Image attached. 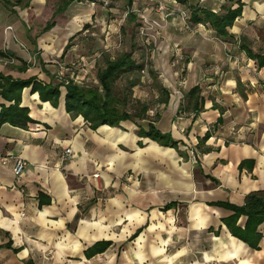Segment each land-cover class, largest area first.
<instances>
[{
    "label": "crops",
    "instance_id": "0c3cea01",
    "mask_svg": "<svg viewBox=\"0 0 264 264\" xmlns=\"http://www.w3.org/2000/svg\"><path fill=\"white\" fill-rule=\"evenodd\" d=\"M9 1L11 7L0 0V51L14 57L0 58V72L98 87L105 96L99 69L128 51L99 67L97 58H81L95 69L97 85L59 65L73 57L77 36L90 32L98 3L74 0L56 13L60 0ZM186 1L180 2L185 8L218 13L238 6L236 0ZM241 1L231 40L217 37L210 24L190 27L172 17L162 48L170 54L179 47L186 77L175 81L166 65L170 83L168 95L163 88L156 94L159 109L124 104L135 117L94 129L66 110L64 93L54 106L23 90L22 105L35 122L0 124V264H264V222L253 248L225 223L234 211L219 205L241 206L249 193L264 189V67L239 47L264 51V0ZM50 2L56 6L43 28L31 30L30 18H43ZM48 22L54 25L46 30ZM132 25L127 21L123 31ZM196 86L200 91L189 93ZM116 93L127 101L126 93ZM150 123L176 145L140 136ZM18 158L27 162L20 175ZM246 220L242 215L237 224Z\"/></svg>",
    "mask_w": 264,
    "mask_h": 264
},
{
    "label": "trees",
    "instance_id": "16d2710c",
    "mask_svg": "<svg viewBox=\"0 0 264 264\" xmlns=\"http://www.w3.org/2000/svg\"><path fill=\"white\" fill-rule=\"evenodd\" d=\"M74 0H60V4L56 9V13L63 12L69 4ZM80 1V0H79ZM181 3H186V0H176ZM233 1V0H230ZM6 6H12L13 3L9 0H4ZM237 7L231 5L225 8L224 13H218L211 9L202 6H188L189 24H210L215 30L217 37L222 40H231L233 35L230 33L229 28L233 26L237 17L242 14L244 3L241 0H236ZM24 0H17L16 4H23ZM128 23H133L131 45L132 49L128 52L119 54L114 60H107L106 66L98 71V79L105 91V96L99 91L98 87L80 86L75 83L69 82H43L37 77H30L27 79L15 78L12 75H6L0 72V124L10 123L12 125L25 127L29 122H35L30 116V109L22 105V93L27 87L31 91L39 93L42 101L51 102L54 106H58L60 98L64 93L66 110L72 116L82 115L84 119L90 123L92 128H97L101 125L108 124L117 126L122 121L132 119L135 115L125 110L126 101L121 99L115 91L116 80L126 72L141 71V66L134 58V48L136 47V31L137 15L132 10L131 1L128 0V13L126 15ZM54 25V22H48L45 29H49ZM240 49L244 50L246 54L255 60L259 68L264 67V51L255 52L246 44H241ZM14 57L11 53L0 51V58ZM27 65L21 67V70L26 69ZM65 89H62V87ZM200 86H196L189 93L192 95L200 91ZM168 95L166 89H162ZM147 109V108H146ZM143 110V112L146 111ZM139 116V115H138ZM144 118V115L139 116ZM140 136L149 137L152 140L158 141L164 146H174L176 143L172 140L171 136L162 133L153 124L150 123L148 130L140 128L138 131ZM219 205L230 208L234 214L224 219L228 225L231 233L247 242L253 248H258L262 237L259 231V226L264 222V189L256 190L246 196L245 202L241 206L233 205L230 203H219ZM247 217L245 225L242 227L237 224L240 216ZM101 245H108L107 242L96 243L94 246L100 247Z\"/></svg>",
    "mask_w": 264,
    "mask_h": 264
},
{
    "label": "rangeland",
    "instance_id": "374dc122",
    "mask_svg": "<svg viewBox=\"0 0 264 264\" xmlns=\"http://www.w3.org/2000/svg\"><path fill=\"white\" fill-rule=\"evenodd\" d=\"M133 1L132 10L138 17L135 27L137 44L135 59L142 68L141 71L138 69L123 75L117 80L115 90L120 95L122 93L127 94L125 104L128 109L138 108L142 104L159 109L161 105H157L156 94L161 92L162 88L166 89L167 84L170 83L167 79L170 74L166 71V65L169 64L172 67L171 77H174L175 81H181L186 77V68L181 62H178L182 58L179 47L176 46L174 52L171 50L169 54L163 51L162 43L168 41V37L165 36V29L173 22L172 17L179 16L182 18V12L187 8L178 1L175 5L166 4V0ZM97 3L100 15H96V20L93 19L94 24H90V32L81 33L77 36L78 48L74 51L73 57H68L59 63L60 69L65 67L64 73L68 71L65 65H70L75 69L76 74H79L90 85H97L98 83L95 79V69L84 66L85 60L92 61V59L97 58L96 66L99 67L105 64L108 56H116L123 51H129L133 30L129 26L126 27V32L122 29V25L127 23V0H111L108 5L101 2ZM162 5L165 8H170L168 16H165L166 12L161 13ZM55 6L56 3H48V8L41 19L31 17L29 21L31 30L34 31L37 26V30L40 31ZM186 21L190 27L193 26L188 23V19ZM82 57H84V61L81 60ZM133 81H136V86H132ZM175 86L180 87L177 83Z\"/></svg>",
    "mask_w": 264,
    "mask_h": 264
},
{
    "label": "built area",
    "instance_id": "2783aa9c",
    "mask_svg": "<svg viewBox=\"0 0 264 264\" xmlns=\"http://www.w3.org/2000/svg\"><path fill=\"white\" fill-rule=\"evenodd\" d=\"M111 0H94V2H92V4H96L97 2H101L103 3L104 5H108L110 3ZM166 4H173L175 5L176 4V0H166ZM165 7L164 5H162V8ZM128 13V11H127ZM127 15V14H126ZM189 17V12L188 10H184L182 12V18L184 20L188 19ZM72 152V149L69 148L66 150V154L69 155L70 153ZM195 158V156H194ZM4 163H6L5 160H3ZM27 162L22 159V158H18L16 163H15V166H14V172L17 174V175H20L22 174V172L24 171L25 169V166H26ZM95 176H98V174H95Z\"/></svg>",
    "mask_w": 264,
    "mask_h": 264
}]
</instances>
